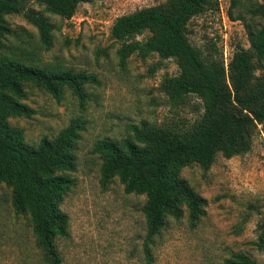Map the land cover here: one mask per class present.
Returning <instances> with one entry per match:
<instances>
[{"label":"trees","instance_id":"16d2710c","mask_svg":"<svg viewBox=\"0 0 264 264\" xmlns=\"http://www.w3.org/2000/svg\"><path fill=\"white\" fill-rule=\"evenodd\" d=\"M32 1L41 11L25 8L22 0H0V184L10 189L14 214L28 219L35 263L62 264L57 241L67 236L68 217L60 206L73 184L81 123L72 120L52 138L29 145L8 119H29L33 114L24 102L28 87L57 101L68 90L81 104L92 76L37 66L16 53L7 41L16 40L17 33L6 17H23L36 29L39 47L48 50L53 25L44 14L69 20L79 4L92 0ZM218 10V0H165L116 17L109 28L120 62L131 55L143 60L152 54L172 61L176 74L163 77L159 84L167 102L182 106L191 97L199 101V114L191 123L140 121L128 125L124 137H104L92 146L99 161V186L116 181L124 194L143 197L142 264H152L159 235L170 219L177 221L185 214L187 227L193 230L204 215V199L179 176L181 170L197 165L207 171L217 155L229 159L247 153L256 127L264 122V2L228 0L227 17L242 24L248 47H237L227 62L220 52L202 51L188 38L191 19ZM253 246L264 254V231ZM222 264L264 263L233 253Z\"/></svg>","mask_w":264,"mask_h":264},{"label":"rangeland","instance_id":"374dc122","mask_svg":"<svg viewBox=\"0 0 264 264\" xmlns=\"http://www.w3.org/2000/svg\"><path fill=\"white\" fill-rule=\"evenodd\" d=\"M164 1L92 0L79 4L69 20L45 13L53 25L48 50L39 47L36 29L23 17H6L17 33L16 40L7 41L16 53L37 66L92 76L81 104L68 90L57 101L28 87L24 102L33 114L29 119H8L29 145L52 138L72 120L81 123L73 184L60 206L68 217L67 236L57 241L62 264H142L143 197L124 194L116 181L101 188L99 161L91 149L101 138L124 137L130 124L179 126L199 114L197 99L174 106L160 92L162 78L176 74L171 60L152 54L143 60L131 55L120 62L118 44L109 37L116 17ZM22 2L25 8L41 11L32 0ZM218 3L216 13L189 21L188 38L202 51L220 52L227 62L233 50L246 49L248 42L242 24L227 17L228 0ZM179 176L204 199V215L193 230L185 214L177 221L170 219L159 235L152 264H222L233 253L264 263V254L253 246L264 231V122L256 127L247 153L229 159L217 155L207 171L191 165ZM36 255L27 217L14 214L10 189L0 184V264H36Z\"/></svg>","mask_w":264,"mask_h":264}]
</instances>
